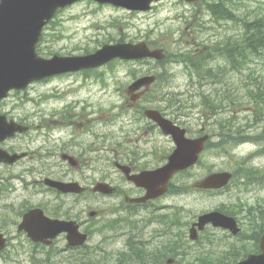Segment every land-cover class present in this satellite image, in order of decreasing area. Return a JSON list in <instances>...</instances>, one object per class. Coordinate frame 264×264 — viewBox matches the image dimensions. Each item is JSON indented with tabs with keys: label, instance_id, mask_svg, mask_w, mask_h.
<instances>
[{
	"label": "rangeland",
	"instance_id": "rangeland-1",
	"mask_svg": "<svg viewBox=\"0 0 264 264\" xmlns=\"http://www.w3.org/2000/svg\"><path fill=\"white\" fill-rule=\"evenodd\" d=\"M210 1L199 0L197 3L187 4L179 0H163L154 4L152 9L147 12H132L111 5H100L90 0L80 1L62 9L55 15L53 21L46 26L37 46L38 52L44 59H50L56 55L63 57L83 56L94 53L104 44L145 41L151 46L164 49L165 54L172 57L179 52L201 49L204 45L214 46L216 42L228 46H241L247 33L249 35L252 33L249 24L255 20H264V0H232L229 7L234 18L230 21L222 20L219 22H215L206 10V4ZM112 62L97 71L91 72L88 77H84L80 73L56 77L47 82H38L24 91L11 92L7 99L0 103V113L5 114L8 119L30 128L25 134L7 140L0 147L10 152H32L35 156L33 159H23L12 167H0V214L2 217L14 218V214H17L21 207L66 202L64 198L55 199L51 194L52 192H47L38 183L48 177L57 179L58 171L65 169V165L61 163L58 156L53 158V161L42 158L43 150L50 144L44 138L46 129L41 125L45 123V120L50 119V112L60 108L61 101L56 98L60 97L61 94L65 95L73 91L75 96L81 100L90 94L91 103H93L96 113L95 117L100 123L102 116L104 118L110 108L114 106L113 129L116 135V132H121V126H125L122 132H127L131 128L127 114H123L127 110L125 102L127 86L142 75L160 73L165 69L168 81L165 82L162 79L158 90L164 95H171L172 99L180 101L181 105L183 104L184 112L189 114L194 131H198L208 117V113L202 112L201 107L195 105L199 102V98H195V96L200 91L210 93L216 87H220L218 98H223L221 101L223 104L234 103L236 113L233 121L237 125L236 127L244 130L243 136L255 134L254 131L256 130L251 124L256 115L258 118L264 119V109L261 108L257 112L256 108L259 106H255L252 99L245 96L246 86L251 84V75L255 78L259 74L264 79V51L258 56H251L250 60L247 61L251 63L240 72H231L224 59L215 60L211 66L219 67L222 70V74L225 75L222 83L218 86H202L200 89L191 85L189 75L183 65L171 61V58L163 65H158L152 60H114ZM254 88L255 85L249 86V89ZM235 90L238 91L237 95ZM173 96H176V99ZM120 108H123V112L120 111ZM226 116L227 114H221L214 117L215 119L208 120L207 127L211 134H217L218 122ZM98 125V135L104 134L107 126ZM60 137L63 139L60 132L55 131L53 144H56L58 139L62 140ZM216 140L214 137L212 141ZM160 141L163 142L164 139L161 138ZM113 142L114 148H117L115 141ZM111 146L107 143L109 150ZM227 148L226 153L223 152V149L208 151L203 155L201 165L193 168L187 175L177 176L173 180L174 186L185 187V189H179V195L170 194L157 201L155 206L159 209L154 214L155 219L159 220L163 214L174 223L180 221L189 224L199 215L218 208L221 211L223 207L236 210L240 204L249 207L256 203H264L262 185L252 184L244 187L236 179L233 180L228 189L219 193L198 192L191 188L192 184L202 179L208 171L233 172L238 160L259 150V146L253 143L242 144L237 148L231 146ZM102 153H106V150L100 154ZM102 165H107V162H96L97 168L102 167ZM251 167L264 168V154L254 158ZM111 170L114 169L109 168V171ZM100 175L101 172L98 171L95 176L100 178ZM72 176L74 177V175ZM114 178L116 181L118 180L116 174ZM111 202V200L105 199L98 200L94 204L98 210L103 212L101 217L94 222L97 226V233L89 239L88 247L98 245L104 248L107 252L100 251L97 256H106L107 260L113 264L115 256L110 254H115L114 251L122 248L123 243L120 240L106 241L108 235L114 234L107 232L105 225L107 221L117 216L111 212ZM10 205H14L13 212L9 210ZM161 208L165 209L160 210ZM79 210L80 207H76V210L71 213L72 216L80 214L81 211ZM245 211L238 213L239 218L244 217L242 214ZM2 217L0 230L12 238L10 247L5 252L9 258L5 260L7 256L4 255V260L7 261V264H31L29 257L34 256L32 248L29 247L23 236L15 237L22 234L16 233L15 226L11 225L13 221L5 220ZM147 218L149 219V217ZM3 221H5V226ZM139 225L141 230L144 228L143 236L146 238L163 231H169L176 235L180 230L177 225L171 226L168 221L159 224H150L145 221L138 225H135L134 222L128 225L124 234L128 237L131 234L137 235ZM253 227L256 229V221L253 223ZM241 228L246 233L247 227H245L243 220ZM181 230L187 237L188 228L186 225L182 226ZM163 234L161 233L160 239H156V244L161 245L168 242L170 236L162 237ZM207 238H212V242H209ZM199 240V245L190 242L185 249L219 253L225 251L226 245L233 241V239L224 238L222 231L211 228L202 233ZM57 242L59 248L65 247L63 240ZM45 253L46 250L40 252L37 250L34 260L36 264H48L44 262ZM65 256H67L66 253H63L61 258L53 257L54 259H51L49 264H69ZM108 256H110L109 259ZM182 264L197 263L190 258Z\"/></svg>",
	"mask_w": 264,
	"mask_h": 264
},
{
	"label": "flooded vegetation",
	"instance_id": "flooded-vegetation-1",
	"mask_svg": "<svg viewBox=\"0 0 264 264\" xmlns=\"http://www.w3.org/2000/svg\"><path fill=\"white\" fill-rule=\"evenodd\" d=\"M82 75L88 77L89 73L85 72ZM147 94L152 95L153 92L148 91L144 93V96H141L133 103L126 97L127 110L123 112V108H120V111L123 114H127L131 128L127 132H122L125 126H121V132H116V135L113 129L115 121V116L113 115L114 106L110 108L104 118L102 116L100 123L98 122V118L95 117L96 113L94 112V105L91 103L90 94L86 95V98L83 100L78 99L73 91L65 95L61 94L57 99L61 101L60 108L50 112V119L48 121L45 120V123L41 125L46 129L44 138L50 144L43 150L44 155L42 158L53 161V158L58 156L61 163L65 165V169L58 171L59 175L55 180L65 183H76L82 192L79 194H61L52 189L45 188L47 192H52L51 194H53L55 199L58 198L57 200H60L64 198L66 202H47L48 204H40L33 208H27L22 213L20 209L17 214H14V218H5V216L2 217L0 214V219L2 217L5 220L13 221L11 225L15 226L16 233H18L19 219H21L25 212L38 209L50 219L77 224L88 237L89 242V239L93 238L97 233V226L94 222L97 218L101 217L103 212L98 210L94 204L98 200L108 199L112 201L110 205L112 214L115 213L117 216L107 221L105 225L106 231L114 234L108 235L106 241L120 240L123 243L122 248L114 251L115 254H110L111 256H115L113 264H182L183 261H180L179 258L184 255V252H176L174 247L169 250V245H166L164 246L165 253L163 255L162 246L156 244V239H160L162 232H158L153 236L149 235L146 238V236H143L144 228L141 230V226L139 225L137 227V235L131 234L128 237L124 234L129 220L132 223L134 222L135 225L142 224L145 221L150 224L157 223L158 221L156 219L153 220L154 218H151V215L152 211L153 215L158 211L159 208H156L155 203L159 200L136 203L134 200L143 197L145 191L143 188L137 187L133 182L127 180L125 175L116 169V163L129 168L130 174H138L144 170H154L165 164L169 154L174 149L172 138L165 134L157 124L147 120L143 116L144 108L147 107L144 97ZM159 111L175 127L183 129L185 137L189 139L200 137L204 134L210 136L205 123L202 125V129L194 131L189 114L185 113L182 108L166 107ZM98 124L101 127L107 126L104 134L98 135ZM55 131H59L63 139L60 137L62 140L58 139L57 143L53 144ZM161 138L164 139L163 142L160 141ZM113 141H115L117 148H114ZM107 143L112 145L109 147L110 150L107 147ZM103 150H106L107 154H100ZM27 153L28 159L35 157L32 152ZM99 161L107 162V165L97 168L96 162ZM109 168L115 171H109ZM98 171L101 172L100 178H96L95 176ZM115 174L118 176L117 181L114 178ZM97 183H105L113 187L115 192L109 195L94 192L93 189ZM13 206L10 205V212H13ZM76 207H80L79 211L81 212L80 214L76 213L77 216L73 217L71 213L73 210H76ZM162 209L164 210L165 208H161L160 210ZM3 224L5 226V221H3ZM0 233L2 234L3 232L0 230ZM20 233L22 235L15 237L23 236L29 247L32 248V253H34V256L31 255L29 257L31 264H36L34 260L37 250L39 252L46 250L44 262L48 264L51 259H54L53 257L61 258L63 253L77 252L82 258H93L94 255L97 256L98 252L106 251L98 245L88 247V244L81 248L69 249L64 247L61 249L58 247L57 241L63 240L65 242L67 238L66 232L59 233L51 241H49L50 238L45 239L47 242H50L49 244L34 243L25 232ZM3 234L7 237V243L5 249L0 251V264H7L5 260L9 256L5 255V252L10 247L12 238L8 237L6 233ZM4 255L7 256L5 260ZM109 258L110 256H108ZM95 262L96 264H111L106 256H97Z\"/></svg>",
	"mask_w": 264,
	"mask_h": 264
},
{
	"label": "water",
	"instance_id": "water-1",
	"mask_svg": "<svg viewBox=\"0 0 264 264\" xmlns=\"http://www.w3.org/2000/svg\"><path fill=\"white\" fill-rule=\"evenodd\" d=\"M81 0H0V101L7 97L10 91H20L35 81L47 77L66 73L80 72L96 69L108 64L114 59L120 60H162V49L150 50L145 42L137 44L117 43L104 45L96 52L83 56L60 57L53 56L44 59L38 56L36 46L44 26L52 20L56 12ZM100 5H111L129 11H150L153 3L161 0H91ZM192 3L197 0H181ZM153 76L137 79L128 88L127 93L132 94L141 88H148L153 83ZM139 96L132 98L134 101ZM144 115L154 121L162 131L170 135L175 149L169 155L168 161L162 167L153 171H144L138 175L129 176V170L123 166L118 168L128 180L137 187L145 189L146 194L136 202H146L164 195L168 190V183L176 173L193 166L204 148L207 137L189 140L185 139L184 131L174 127L169 121L161 117L154 110H145ZM26 127L13 121H7L0 115V143L12 138L16 133H23ZM26 156L25 153L9 155L0 149V163L12 165ZM231 174L228 172L211 174L196 184L200 189H220L225 187ZM45 184L64 192H75L77 185H63L59 182L46 180ZM102 194L113 192L106 184H98L95 188ZM211 223L215 227L229 229L234 235L239 232L233 218L219 213H210L198 218L190 229V239H197V230L202 231L205 225ZM18 231H25L33 242L49 244L45 239H53L59 233H67L68 246H80L86 236L78 233L75 223L60 222L46 218L41 210L34 209L23 215ZM4 238L0 234V250L4 247ZM259 255H250L238 264H264V236L259 243Z\"/></svg>",
	"mask_w": 264,
	"mask_h": 264
},
{
	"label": "trees",
	"instance_id": "trees-1",
	"mask_svg": "<svg viewBox=\"0 0 264 264\" xmlns=\"http://www.w3.org/2000/svg\"><path fill=\"white\" fill-rule=\"evenodd\" d=\"M232 0H215L210 4H207V11L213 16V19L216 22L221 20L230 21L234 18L233 13L230 10V4ZM252 33L243 39V43L241 46L233 45L228 46L225 45L222 47L219 43L215 44L213 48H208L205 45L198 50H187L185 52H179L172 57H168L166 55L162 64L167 63L166 61L171 58L173 62H181L188 74L190 79H195L197 84L201 85L204 82H218L219 76L222 74V70L219 67H212L211 64L214 62L213 60L216 59V55H219L221 58H225L227 64L230 65L233 70L240 72L242 69L247 67L249 63L247 62L250 60L251 56H258L264 51V20H255L251 24H249ZM262 49V52L260 50ZM39 51V50H38ZM159 80H162L164 77L163 74L154 73ZM253 77V75H251ZM251 77V79H252ZM257 78V77H255ZM201 101H210L207 105L209 111L212 113H217L220 109V105L211 99L208 96H205L203 92H201ZM245 96L248 99H252L254 101V97L251 95V90L247 89L245 92ZM150 97H147L148 100ZM255 98L257 103L264 104V89H261L260 83L257 84V93L255 94ZM216 101H219L217 94L215 95ZM234 107V106H231ZM222 109H230L221 107ZM233 109H231V112ZM233 113V112H232ZM234 117L230 116L222 122L225 125V140L228 141L231 139V142L234 145H237L243 141V139H247L246 137H233L231 134L234 133V124L233 122ZM253 125V124H252ZM250 140H255L257 142H264V128L257 137L248 138ZM213 145L211 143L208 144L207 149H212ZM235 171V175H236ZM245 177L247 183L256 182L260 183L261 180H264V176L259 170L248 169L245 173ZM251 210V209H250ZM257 213L258 220L256 232H251V239L254 244L258 241L259 236L264 232V207H259L255 209ZM255 222V221H254ZM232 249H235L232 247ZM241 251H247L245 248L241 247ZM80 264H94L91 261L81 262Z\"/></svg>",
	"mask_w": 264,
	"mask_h": 264
}]
</instances>
